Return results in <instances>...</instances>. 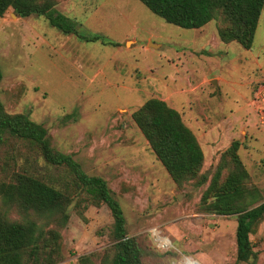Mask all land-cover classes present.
Instances as JSON below:
<instances>
[{"label":"rangeland","instance_id":"374dc122","mask_svg":"<svg viewBox=\"0 0 264 264\" xmlns=\"http://www.w3.org/2000/svg\"><path fill=\"white\" fill-rule=\"evenodd\" d=\"M54 1L86 38L66 35L42 16L20 18L8 9L0 17L5 111L27 114L47 130L54 149L106 180L143 264H183L187 258L235 264L236 215L210 211L212 199L205 202L203 195L213 179L220 184L232 171L224 154L237 140L248 174L245 201L249 208L264 202V6L247 50L220 39L218 30L229 22L219 10L203 27L186 29L139 0ZM150 98L177 110L195 135L203 152L196 177L175 182L132 120ZM15 172L72 196L64 225L8 210L11 220H36L47 239L57 234L42 252H51L52 264H110L113 218L106 205L76 195L69 171L47 164L35 145L4 137L0 182ZM249 238L256 258L238 264H264V216Z\"/></svg>","mask_w":264,"mask_h":264},{"label":"trees","instance_id":"16d2710c","mask_svg":"<svg viewBox=\"0 0 264 264\" xmlns=\"http://www.w3.org/2000/svg\"><path fill=\"white\" fill-rule=\"evenodd\" d=\"M139 1L165 22L186 29L203 27L219 10L229 22L225 28L218 30L220 39L235 41L247 50L252 46L264 6V0ZM8 9L20 18L42 16L60 32L86 38L79 35L74 20L55 9L54 0H0V17ZM131 117L157 160L175 182L181 183L197 176L203 162V152L177 110L163 100L150 98ZM4 137L26 140L35 145L47 164L69 171L76 195L85 194L91 203L108 207L113 218V255L110 264H143L141 250L136 239L128 236L122 207L106 180L99 175L87 174L72 155L52 147L47 130L41 124L24 113H7L0 100V142ZM239 146V141H233L224 154L233 164L232 171L220 184H217L216 178L213 179L203 195L205 202L208 198L212 199L207 203L210 211L219 215H236L235 264L256 258L249 235L253 226L264 216V202L249 208L251 203L245 201L248 192L244 180L248 174L238 155ZM220 168L221 165L218 170ZM201 178L204 179V176ZM0 200L6 207L0 212V264H52L51 252L47 255L42 252L55 242L57 234L50 232L47 239L36 220H11L7 214L11 208L25 213L30 211L64 225L68 219L67 208L72 201L69 191H63L28 173L15 172L10 180L0 182Z\"/></svg>","mask_w":264,"mask_h":264},{"label":"bare ground","instance_id":"6f19581e","mask_svg":"<svg viewBox=\"0 0 264 264\" xmlns=\"http://www.w3.org/2000/svg\"><path fill=\"white\" fill-rule=\"evenodd\" d=\"M160 242L163 245H166V243L163 240H160ZM183 264H198V263L196 261L192 260L191 258H187V259H185Z\"/></svg>","mask_w":264,"mask_h":264}]
</instances>
